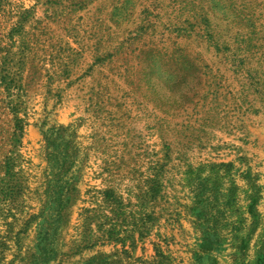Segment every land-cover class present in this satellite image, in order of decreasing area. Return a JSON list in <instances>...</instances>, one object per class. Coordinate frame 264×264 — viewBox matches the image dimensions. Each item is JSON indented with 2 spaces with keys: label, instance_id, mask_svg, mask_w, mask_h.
Wrapping results in <instances>:
<instances>
[{
  "label": "rangeland",
  "instance_id": "rangeland-1",
  "mask_svg": "<svg viewBox=\"0 0 264 264\" xmlns=\"http://www.w3.org/2000/svg\"><path fill=\"white\" fill-rule=\"evenodd\" d=\"M0 264H264V0H0Z\"/></svg>",
  "mask_w": 264,
  "mask_h": 264
}]
</instances>
